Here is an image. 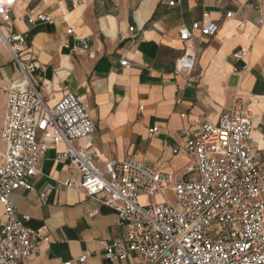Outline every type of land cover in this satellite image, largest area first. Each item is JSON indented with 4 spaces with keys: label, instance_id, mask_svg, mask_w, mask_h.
Wrapping results in <instances>:
<instances>
[{
    "label": "crops",
    "instance_id": "obj_1",
    "mask_svg": "<svg viewBox=\"0 0 264 264\" xmlns=\"http://www.w3.org/2000/svg\"><path fill=\"white\" fill-rule=\"evenodd\" d=\"M169 1L49 0L43 4L41 0H18L12 21L3 28L7 33L28 32L23 59L37 60L46 67L38 78L50 106L68 92L82 101L97 127L93 147L102 169L108 161L135 156L177 179L196 177L195 157L174 150L185 145L189 135L200 134L203 122L217 123L239 91L260 98L249 143L263 159L264 0H182L175 6ZM35 6L53 16L55 24L30 26L20 19L27 8ZM228 13L232 16L227 17ZM203 20L217 21L219 32L204 39L194 72L175 76L183 50L178 29ZM131 27L135 30L130 31ZM68 28L75 34L66 35ZM84 37L90 39V50L72 51ZM241 47L251 49L249 69L235 72L242 63L231 55ZM122 60L130 65L122 66ZM4 63H13L11 56ZM17 78L18 72L10 79L0 63V164L6 151L1 134L7 88ZM178 98L181 105L176 104ZM153 127L158 132L151 133ZM45 143L48 151L40 163L41 175L34 180L37 192L19 189L11 196L19 217H29L26 226L41 231L36 249L24 264H133V258L104 257L100 241L116 240L123 233L116 210L82 189L66 187L67 178L78 181L79 177L68 161L57 159V152L65 146L50 140ZM42 193L45 202L40 199ZM92 212L96 215L90 218ZM4 216L0 204V224ZM83 255L88 258L80 263L78 258Z\"/></svg>",
    "mask_w": 264,
    "mask_h": 264
},
{
    "label": "built area",
    "instance_id": "obj_2",
    "mask_svg": "<svg viewBox=\"0 0 264 264\" xmlns=\"http://www.w3.org/2000/svg\"><path fill=\"white\" fill-rule=\"evenodd\" d=\"M181 1L168 4L175 6ZM17 2L0 0V46L9 52L18 72L7 88L1 134L6 151L0 164V204L5 208L0 224V264H24L37 247L41 231L26 226L29 217H19L11 196L19 189L37 192L34 180L41 175L40 163L48 151L46 140L65 146L57 152V159L68 161L79 177L78 181L69 177L63 184L82 189L116 210L123 233L116 240L100 241L106 259L133 258V264H264V158H258L249 143L260 98L237 92L217 123L203 122L200 134L189 135L185 145L174 150L195 157L194 178L177 179L135 156L108 161L102 169L93 147L97 127L82 101L68 92L50 106L38 78L46 67L37 60L21 58L28 46V32L4 30ZM20 19L30 26L56 22L38 6L27 8ZM219 29L215 20L196 21L178 29L183 50L175 64V76L194 72L204 39L215 37ZM65 34L74 35L75 30L68 28ZM90 48L88 37L79 38L71 47L74 52ZM250 53L249 47L233 51V60L242 63L235 72L249 69ZM121 65L130 63L122 60ZM176 104L181 105L182 99ZM262 126L264 129V122ZM158 130L153 127L150 132ZM78 141L85 145L78 146ZM170 190L174 203L166 197ZM142 197H160L161 201L142 205ZM40 199L45 202L46 194H40ZM95 215L92 212L89 217ZM87 258L83 255L78 261L85 263Z\"/></svg>",
    "mask_w": 264,
    "mask_h": 264
},
{
    "label": "rangeland",
    "instance_id": "obj_3",
    "mask_svg": "<svg viewBox=\"0 0 264 264\" xmlns=\"http://www.w3.org/2000/svg\"><path fill=\"white\" fill-rule=\"evenodd\" d=\"M23 54H21V58L23 59ZM10 59V56L8 55V51H5L4 49H1L0 50V63L4 66L5 68V71L7 72L8 76L10 79H13L16 77L17 75V72H16V69L14 67V64L13 63H4V62H7L8 60ZM166 197L172 202L174 203L175 201V198H174V195H173V192L170 190L166 193ZM161 201V198L160 197H142L139 199V202L142 204V205H147V204H150V203H154V202H159Z\"/></svg>",
    "mask_w": 264,
    "mask_h": 264
}]
</instances>
